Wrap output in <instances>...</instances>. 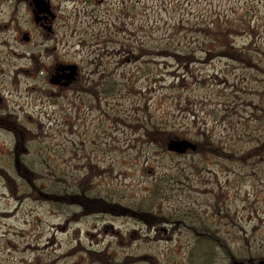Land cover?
Returning <instances> with one entry per match:
<instances>
[{
  "label": "rangeland",
  "instance_id": "obj_1",
  "mask_svg": "<svg viewBox=\"0 0 264 264\" xmlns=\"http://www.w3.org/2000/svg\"><path fill=\"white\" fill-rule=\"evenodd\" d=\"M32 2L0 0V264L264 261V164L165 153L164 136L142 122H163L166 139L211 135L242 152L264 140L260 70L221 59L182 68L154 53L168 40L196 47L186 25L246 7L264 35V0H51L53 35L34 22ZM250 40L257 30L232 39ZM55 62L78 64L81 86L51 88ZM225 77L244 88L215 86ZM237 130L247 138L234 140ZM149 212L163 223L144 221Z\"/></svg>",
  "mask_w": 264,
  "mask_h": 264
},
{
  "label": "trees",
  "instance_id": "obj_2",
  "mask_svg": "<svg viewBox=\"0 0 264 264\" xmlns=\"http://www.w3.org/2000/svg\"><path fill=\"white\" fill-rule=\"evenodd\" d=\"M124 11L125 9H122V13H124ZM239 12L240 14L231 13L229 16L225 13H219L218 15H208L206 17L202 16L201 21L198 22L199 24L197 25V27H194L195 23H193V21V24L186 25L187 32H191V35L200 38V41L198 42V45L196 47L193 45L194 43L186 44L183 47L179 45L176 46L168 40L167 46L163 45V50L161 53L156 50L157 48L155 49L154 53L156 55H160L162 58L173 59L178 64V66H181L182 68L187 66H189L190 68L195 64L207 63L209 61L221 59L228 61L230 64H242V68L250 69L253 73H255L254 69L260 70L263 74H261L263 80L260 81V85L262 86H259L257 90H259L258 93L260 95L258 96L261 98L260 102L263 104V107L260 110V107L258 106V108L255 110L256 112H260V116H263L262 121L261 118L257 119L264 123V35L262 34L261 30L262 24L260 23L261 20L256 18L257 13L254 7L241 8ZM120 20L121 23L125 24V21L124 19H122V17ZM254 30L258 31L259 41L257 42L255 40H250L248 44L251 43V46L249 48H247L248 45L237 47V45L233 43L232 39L235 34L242 33L247 34L249 36L254 34ZM197 48H199V52H197ZM120 50L122 51L123 55L128 54V56L130 57L131 54L133 55L131 43H125L124 45L121 44ZM138 54L143 55V52L138 51ZM202 60L204 62H202ZM208 79L209 78H204L201 81L207 82ZM231 81L233 80L225 77V81L215 80L214 84H216L215 86L222 85V87H224L226 85H232L233 82ZM244 84L245 82L242 81L241 85ZM113 86V81H108L107 83H105V88L108 90ZM233 86L242 89L244 88L243 86H238L237 82H234ZM236 108V105L224 104L223 109H225L227 113H233ZM255 116L256 114L252 113L249 117ZM231 117H233V114ZM252 119V121L255 120V118ZM142 122L144 124V128H146L147 131L150 130V128L147 127L149 126L148 124H150V126L152 127V131L149 135L160 137L164 136V139H161L158 144L160 145V148L165 151V153L170 154L166 150L167 144L170 141L176 140L179 137L171 136L166 139V134L170 130L167 129L166 125H160L163 122H156V124H154L147 117V115L144 119H142ZM245 122L246 120L241 123V129L244 132L247 131V128L245 127ZM235 133L236 134L234 135V140L236 139V137L238 139L245 137L244 133L239 132L238 130L235 131ZM227 141L228 143H230L229 139ZM227 141H224L223 139L221 141H217L210 135V137L204 136V139L200 143L196 141L193 143L197 146V152L200 151L205 155L213 157L215 156L220 162L225 161L226 164H231L235 162L241 165H245L246 163L249 165L254 160H256L257 163L264 164V140H252V146L247 152L238 151L236 148H233L234 146L232 144H227ZM245 142L249 143V140H246ZM81 198L93 206H96V204L98 203L100 206L103 207H111V203L98 199L97 197H93V199H89L87 197ZM153 198H157L156 195H154L152 199ZM143 219L144 221H148V223H155V225L163 223L162 220L164 221L163 217L155 216L150 212L145 213Z\"/></svg>",
  "mask_w": 264,
  "mask_h": 264
},
{
  "label": "water",
  "instance_id": "obj_3",
  "mask_svg": "<svg viewBox=\"0 0 264 264\" xmlns=\"http://www.w3.org/2000/svg\"><path fill=\"white\" fill-rule=\"evenodd\" d=\"M35 3H36V7L39 10V14L48 13L49 12V7H47L45 5V3H41L39 0H36ZM56 78H58V77H56ZM195 149H196V147L194 145L190 144L187 141L172 140L168 144V150L170 152L177 153V154H180V155H184V154H186L189 151H194ZM233 264H246V263L235 262ZM258 264H264V262L261 261Z\"/></svg>",
  "mask_w": 264,
  "mask_h": 264
},
{
  "label": "flooded vegetation",
  "instance_id": "obj_4",
  "mask_svg": "<svg viewBox=\"0 0 264 264\" xmlns=\"http://www.w3.org/2000/svg\"><path fill=\"white\" fill-rule=\"evenodd\" d=\"M54 24V23H53ZM40 26V25H39ZM41 31L42 30H44V28H42V26H40V28H39ZM31 35V34H30ZM51 35H53V32L51 33ZM50 35V36H51ZM31 40H32V38H31ZM31 40L29 41V42H26V43H31ZM59 63H61V62H59ZM63 63H68V62H63ZM57 65H58V62H55V64H53L52 65V67L49 69V71H48V73H47V76H48V79H50L51 78V76H52V74L55 72V70H56V68H57ZM79 78V74H78V76H77V78H76V81L77 80H79L78 79ZM76 83V82H75ZM75 83H72V85L70 86L69 85V87H67V88H65L66 89V91H70L71 90V88L74 86V84ZM78 83V82H77ZM77 88H78V86H76ZM51 88H53L54 90H58L57 89V86H52ZM78 93V92H77Z\"/></svg>",
  "mask_w": 264,
  "mask_h": 264
}]
</instances>
